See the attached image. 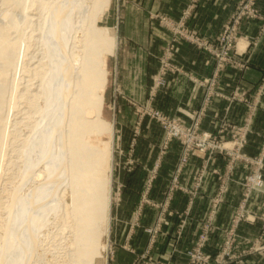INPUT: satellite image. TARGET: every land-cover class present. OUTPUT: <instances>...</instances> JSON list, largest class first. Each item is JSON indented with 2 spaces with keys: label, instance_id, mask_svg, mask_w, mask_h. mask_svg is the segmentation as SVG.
Instances as JSON below:
<instances>
[{
  "label": "bare ground",
  "instance_id": "bare-ground-1",
  "mask_svg": "<svg viewBox=\"0 0 264 264\" xmlns=\"http://www.w3.org/2000/svg\"><path fill=\"white\" fill-rule=\"evenodd\" d=\"M110 4L0 0V264H95L107 250L110 156L89 140L111 131Z\"/></svg>",
  "mask_w": 264,
  "mask_h": 264
},
{
  "label": "crops",
  "instance_id": "crops-1",
  "mask_svg": "<svg viewBox=\"0 0 264 264\" xmlns=\"http://www.w3.org/2000/svg\"><path fill=\"white\" fill-rule=\"evenodd\" d=\"M138 1V0H135ZM239 0H145L146 8L145 13H148V17L145 18L144 25L140 24V27L144 28V38L148 47H150L147 58L140 56L137 59L136 54L133 56L135 59L129 60V69L126 71V80L124 84H121L128 97L135 99H142L147 101L151 97L153 89V80L159 69L158 56L161 55V49L159 45H163L161 41L165 37L166 33H160L157 30L160 29L158 22L151 18L152 14H162L171 18L173 21H179L183 17L185 9L190 4H195V9L191 17L186 22L187 27L190 30H195L206 37H216L221 30L224 23L227 21L230 14L236 8ZM258 8L261 15H264V0H258ZM151 15V16H150ZM264 23L261 21L247 22L242 26L243 36L248 38L258 37L253 40L252 47H249L250 42L245 37L240 36L237 44L236 52L243 54L247 47L251 54L250 65L247 70H241L236 68H228L221 76V88L226 92H231L233 86L249 89L250 93L261 84V78L264 74ZM262 30V31H261ZM261 31V32H260ZM155 34V35H154ZM158 34V35H157ZM127 36L128 40L140 45L138 37ZM165 36V37H164ZM136 40V41H135ZM138 42V43H137ZM195 49H191L189 45H184L179 48L174 57V62L179 66H183L185 71L189 74L200 78H205L211 75L214 71V65L208 55L204 53H198ZM116 56V61H117ZM139 60V61H138ZM119 62V61H118ZM121 64V62H120ZM122 69H127L126 64L120 65ZM187 69V70H186ZM124 80V76L123 79ZM166 86L159 89L157 95L153 98V106L157 109L164 111L171 117H175L183 121L184 124L190 125L195 110L200 107V98L202 89L198 88L191 81H189L183 75L167 74ZM240 82V83H238ZM235 86V87H236ZM142 97H137V95ZM264 106V97L262 101ZM228 103L220 99L211 104L205 119L203 120L202 128L205 130L213 131L219 126L220 119L228 111V119L232 123L239 124L245 115V108L239 103H235L228 110ZM260 107L259 113L253 125L252 133L249 135V144L245 148L244 152L248 155H252L254 152H261L264 144V107L263 110ZM152 121L144 124L149 131L144 134L142 139L148 141L149 147L146 152L138 155L140 164L143 160L145 166L148 167L144 172V177L147 173L151 174L150 168L155 165V162L159 156V143L163 141V131L158 129ZM138 141V142H139ZM179 143H172L167 154L165 155L163 162L159 168L157 178L153 182V188L151 191V201H156L157 204H162L164 201V194L168 189L169 180L174 172V166L180 155ZM178 162V161H177ZM200 164V160L192 158L190 164L186 167L183 176L181 177V184L184 187H190L196 166ZM214 167H217L221 172V176L226 174L227 160L218 158L213 161ZM243 164H238L231 173L230 180L227 184V192L225 194L224 203L221 206L219 215L217 217L216 225L218 230L212 235L211 245L208 247L207 252L213 255L217 252L216 247L223 241L225 229L229 227L231 217L233 215L232 205L240 200L241 197V185L247 175V170ZM142 168V166H141ZM137 172L140 167L137 168ZM150 171V172H149ZM221 176L209 175L207 178L202 192L196 200V207L194 209L195 216H202L203 212L207 211L210 205L211 198L216 194L218 186L221 182ZM143 200V198H141ZM188 199L178 192L175 196L169 200L168 210L165 215V224L163 230L159 233L154 240L150 241L149 234L139 229L134 238L142 236L145 240L142 244H137L138 239L134 241L133 247L138 253H144L148 251V255L153 259L156 264H186L187 257L183 254L185 247L193 246L196 244V221L187 219L186 226L183 231L182 239L179 238L177 228L180 222V217L176 213L177 210H182ZM151 211L148 213V217L144 221L146 225H154L159 217L160 209L151 207ZM204 213V215H205ZM203 217V216H202ZM206 218V217H205ZM204 218V219H205ZM203 221V219H202ZM144 222V223H145ZM125 225V222H124ZM201 226V222L198 223ZM260 222L255 225L241 224L238 229V233L242 238L247 236H256L260 232ZM149 239V243L148 242ZM213 240V241H212ZM255 261V262H254ZM244 264H264V254L251 257Z\"/></svg>",
  "mask_w": 264,
  "mask_h": 264
},
{
  "label": "rangeland",
  "instance_id": "rangeland-1",
  "mask_svg": "<svg viewBox=\"0 0 264 264\" xmlns=\"http://www.w3.org/2000/svg\"><path fill=\"white\" fill-rule=\"evenodd\" d=\"M198 1V0H197ZM256 2V8L260 14H262L258 8V0H255ZM195 7V4H193ZM192 5V6H193ZM237 7V5H236ZM146 4L145 0H111L110 6L105 10V13L101 15V20L98 21V24L101 26H104V29L110 30L111 34H115L117 37V47L115 49V54L113 56H108L107 58V71H108V76H107V85H106V90L104 93V105H103V110H102V117L110 123L111 126V131L104 133L100 137L90 139L89 141L91 143H96L98 145H101L104 147L107 152L109 153V156L112 157V161H110V157L108 162L105 164L106 168V176H108V196L109 198L112 197V204L109 210V214L111 216V225H110V233L109 230L107 231L108 237H102V243L107 244V250L102 252V258H98L96 260L95 264H98V261L101 262V264H104V261L106 264H156L153 259L148 255V251H144V253H138L133 247L134 241L138 239L137 244H142L144 243V239L142 236L137 237L135 240L134 236L136 232L139 229H142V231L145 232V230L149 229L152 225H146L149 223H146L144 219L148 217L149 211H151V207H154L152 204H148L146 201H142L141 198L144 195V193H147L148 199H150L151 191L153 188V182L154 179L151 180V176L153 175L152 171L156 167V165H153V169L150 168L151 174L147 173L146 176L144 177V172L142 171H147L148 167L145 166V163L143 160L142 164H140V159L138 155L146 152V149L149 147V142L142 139L139 141L141 137L146 135L149 131L145 127L144 124L148 123V121H152L158 129H162L155 120H153L149 116H144V106L148 107L147 105L150 104L153 106V98L157 95L159 89L155 90V92L152 94L151 92V97L147 100H140V99H135L133 97H128L127 93L124 91L123 87L121 84H124V81L126 80V71L129 69V60L135 59L133 56L136 54L137 59L140 58V56H143V58H147V53H149L150 47H148L147 43L145 42L144 38V28L140 27L141 25H144L142 23H145V18L148 17V13H145ZM195 9V8H194ZM236 8L234 9V11ZM194 11V10H193ZM193 11L191 12L190 16L185 20V24L183 28H185L186 32H192L197 35L199 40H207L209 43L212 45H218L217 42H214L217 39V36L220 34L221 30L219 33L216 35V37H206L202 34H200L197 31L190 30L187 27L186 22L188 19L191 17ZM233 11V12H234ZM232 12V13H233ZM232 13L228 17L227 21L231 17ZM151 16V15H150ZM151 18L155 21L158 22L160 29L157 31L160 33H166L167 38H163L161 41H163V45H159V49H161V55H157L158 61H159V69L157 71V74L154 77V80L157 76L160 75L162 71V59L165 58H170L173 56L172 61L169 59V65L166 70L171 72L172 68L171 66H177L179 69H181V72L183 74H187L185 71V68L181 65L179 66L177 63L174 61V57L176 53L178 52L179 48L183 47L184 45H189L191 49H195L198 53H204L211 58L214 68L215 69V57L214 53L211 49H206L201 47L196 42H181V36L176 37L178 38V41L176 42L175 48H173L170 52V54H167L166 48L168 46V42L170 39L168 37L172 36V38H175L173 34H171L170 28L167 27L165 24L164 20H169L172 24L174 21L162 14H152ZM182 18H180L181 20ZM179 20V21H180ZM226 21V22H227ZM253 21H261L264 23V19L262 18H255V19H244L241 24H238L239 26V31L241 33L240 36H243L242 33V26L247 23V22H253ZM225 24V23H224ZM264 27L262 28V30ZM261 30V31H262ZM260 31V32H261ZM132 37L136 36L138 37V41L140 42L136 44L132 42L131 40H128L127 36ZM155 35V34H154ZM158 35V34H157ZM245 37V36H243ZM247 40H249L250 45L249 47H252V42L253 40L258 39V37L248 38L245 37ZM136 41V40H135ZM244 51V53L240 56L241 58L244 59V57L248 58L249 61L247 62L248 67L250 65V60H251V54L249 53L248 48ZM194 50V51H195ZM173 52V53H172ZM230 54L231 57L232 55L234 56V53L230 49ZM248 54V55H246ZM245 55V56H244ZM116 56H117V61H116ZM234 58V57H232ZM119 61V62H118ZM139 61V60H138ZM121 62V64H120ZM227 62H222L219 63L218 65L220 66L219 68L223 69V72H216L215 78H219V85L221 88V76L226 71L228 68H236ZM126 64L127 69H122L120 65ZM231 65V66H230ZM229 66V67H227ZM240 67V66H239ZM238 69V66L237 68ZM245 69V70H247ZM187 70V69H186ZM244 70V69H243ZM128 72V71H127ZM129 73V72H128ZM170 74V73H169ZM173 74V73H171ZM189 74V73H188ZM192 74V73H191ZM190 74V75H191ZM173 75H179L173 74ZM124 76V80L123 79ZM167 76V75H166ZM211 75H208L204 79L210 78ZM197 78H200L197 77ZM203 79V78H200ZM154 80H153V86H154ZM264 74L261 78V84L255 88L253 91L254 93H250V90L253 88L249 89H244L241 87H238L236 85L233 86V90L231 92H226L227 95L236 93V98L239 100H234L230 103H228V108L227 110L234 105L235 103H239L243 105L245 108V115L242 119V122L239 124L232 123L228 119V111H226L225 115L220 119L219 125L221 124H232L237 126L238 128L244 127V125L249 121L250 122V130L251 132L249 135L252 133L253 125L255 124V120L257 118V115L259 113L260 107L262 108V101L264 97ZM240 83V82H238ZM241 84V83H240ZM236 86V87H235ZM242 86V84H241ZM222 89V88H221ZM238 89V91H235ZM245 93V94H243ZM142 97L140 94L137 95V97ZM153 97V98H152ZM204 94L200 98V105L202 101L205 99ZM246 98V100L250 104H246L243 101V99ZM218 101V100H216ZM215 102V101H214ZM213 102V103H214ZM154 107V106H153ZM155 108V107H154ZM210 107L206 108V115ZM157 109V108H156ZM160 110V109H159ZM198 110V109H197ZM195 110V112L197 111ZM162 111V110H161ZM194 112V113H195ZM205 115V117H206ZM196 118L193 117L191 123L194 121ZM205 118H201L197 123H198V133H202L204 131H209L205 130L202 128L203 120ZM190 123V124H191ZM200 127V128H199ZM218 128V127H217ZM216 128V129H217ZM209 131V132H214L216 131ZM163 131V130H162ZM249 135H248V144H249ZM231 133L228 132L226 136L222 138V141H231ZM235 140V138H233ZM233 140V141H234ZM139 141V142H138ZM176 140H173L170 144L176 143ZM179 143V142H177ZM162 143H159L158 147L160 149ZM180 145V143H179ZM171 145H169L170 148ZM247 147V146H246ZM245 147V148H246ZM264 147V144L262 146V149ZM245 148L243 150L241 149V152L245 154L246 156H249L252 161L249 167H244L247 170V175L254 171H256V158L259 157L261 152L259 153H253L252 155H248L246 152H244ZM261 149V151H262ZM169 150V149H168ZM141 152V153H140ZM221 158V157H220ZM164 159V158H163ZM224 159V158H223ZM178 160V159H177ZM192 159H190L191 161ZM226 160V159H225ZM254 160V161H253ZM163 162V160H162ZM156 163V162H155ZM177 163V161H176ZM162 164V163H161ZM241 164V163H240ZM177 164H175L174 169ZM204 161H200V164L196 166V169L204 168ZM142 166V168H141ZM155 166V167H154ZM214 164L211 162L208 163L205 167H213ZM140 167L139 171L137 172V168ZM150 172V171H149ZM246 175V178H247ZM183 176V173L181 177ZM263 176H264V170H263ZM110 178V181H109ZM172 178V177H171ZM170 178V180H171ZM245 178V179H246ZM169 180V184H170ZM194 180V176H193ZM192 180V182H193ZM152 182L148 189V185ZM148 189V190H147ZM0 188V192H1ZM167 192V191H166ZM165 192V194H166ZM180 192L181 190H175L174 192H170V197L173 198L176 193ZM202 192V190L200 191ZM218 192V189L216 193ZM164 194V196H165ZM187 199L190 198V195L186 192H182ZM72 197V194L70 191L67 192L66 198L67 201H70ZM253 199L250 200L249 202V209L251 210L250 212L258 217L256 223L260 222V232L256 236H247L242 238L241 235L237 232L235 233V238L232 239L229 245V254H225L224 251L226 250V242L228 240V236H226L224 232V238L223 241L219 243V245L216 247L217 252L213 255L209 254L207 252L208 247L211 245V239L214 231L216 232L218 230V226L216 225L217 222V217L219 215V212L216 214V219L214 220L213 224V229L212 233L208 235L204 241L202 251L203 254L207 256L206 260L204 259L202 264H244L247 262V260L251 257L254 256H259L261 254H264V190L263 191H256L252 195ZM198 198V197H197ZM195 199L194 203L192 205L188 204V201L185 205V207L182 210H177L176 213L179 217H181V225L184 223V227L181 230V239L183 235L184 228L187 223V219L190 217L193 221H196L197 226H196V235H197V240L196 244L193 246H187L185 247L184 255L187 257V261L191 258L188 255V252L192 251L196 247H198V244L201 242V236L203 234L202 230V225L206 221L205 217H209L210 215V205L207 208V211L203 212L202 216H195L194 209L196 207V200ZM241 199V197H240ZM240 201V200H239ZM239 201H237L234 205H232V209L234 210L239 204ZM155 202L156 201H152ZM166 200L162 202L163 207H165ZM155 208V207H154ZM221 209V208H220ZM205 213V215H204ZM165 215H167L165 213ZM205 218V219H204ZM260 218V219H259ZM203 219V221H202ZM184 221V222H183ZM125 222V225H124ZM145 222V223H144ZM201 222V226H198V223ZM246 223L247 225H255ZM180 224V222H179ZM178 224V226H179ZM206 224V223H205ZM204 226V225H203ZM231 228V227H230ZM229 228V229H230ZM178 229V228H177ZM239 229V228H238ZM163 230V227L161 229V232ZM146 233V232H145ZM151 241V238H150ZM213 241V240H212ZM149 243V239L148 242ZM54 246H53V251H54ZM52 252L50 254H47V258L50 260L52 259L53 261V254ZM52 256V257H51ZM216 262V263H215ZM255 262V261H254ZM201 264V263H198Z\"/></svg>",
  "mask_w": 264,
  "mask_h": 264
},
{
  "label": "built area",
  "instance_id": "built-area-1",
  "mask_svg": "<svg viewBox=\"0 0 264 264\" xmlns=\"http://www.w3.org/2000/svg\"><path fill=\"white\" fill-rule=\"evenodd\" d=\"M192 5L193 4H190L185 9L183 17L180 21H174V23L172 24L171 22H169V20H164L166 23L165 25L170 28L171 34L175 36V38H172V36L168 37V39L170 40L166 48L167 54H170L171 50L175 48L176 42L178 41V38L176 37L181 36V42H196L203 48L211 49L214 53L216 61L215 69L212 72L210 78L200 79L192 74H183L181 72V69H179V67L177 66H171V72L167 71L166 69L170 67L169 59L172 61L173 56H171L170 58H166L165 56V58L162 59V71L160 75L157 76L154 80V91L152 92V94L155 92V90L166 86L167 74L178 73L179 75H183L184 77H186L198 88L202 89V96L204 94V97L206 98L202 101L199 109L194 113V116L196 115V118L190 125L184 124L182 120L177 119L175 117H171L164 111L156 109L150 104L147 105L148 107H146V105L144 106V116H149L157 123H159L164 133L163 141L159 150V156L155 163L156 167L154 166L155 168L153 171V175L151 176V180H155L157 178L162 160L167 154L169 145H171L170 143L173 140H176L180 143L181 148L177 166L174 170L173 176L170 180V184L168 185L167 192L164 196V200H166V203L162 216L153 229L149 228L145 230V232L151 235V242H154L157 235L161 233V229L165 224V213L168 210L167 202L172 199L170 197V192H174L175 190H181V192L188 193L190 195V198H188V204L192 205L195 199L200 195V191L203 189L204 184L209 175L221 176V172L219 171V169H217V167L213 168L205 166L210 162L213 164V161L215 159H218L219 157L226 159V174L224 173V175L221 176V182L218 186V192L210 200V215L209 217H206V221L203 224L204 226L202 225V230L204 232L201 236V242L198 244V247L188 252L189 257L191 258L186 262V264H202V262H204L203 260H206L207 258V256L204 255L202 251V247L205 241L204 238H206L212 233L211 231L213 229L214 220L216 219V214L217 212H219L221 206L224 203L225 194L227 192V184L230 180L231 173L235 169V167L240 163L243 164L245 167H249V165L251 164L252 160L249 159L250 157L246 156L241 152V149L243 150V148L248 145V135L251 130L250 122L248 121L242 128H238L237 126L232 124H221L214 132L204 131L199 134L197 122L201 118L205 117L206 108L210 107L214 101L222 99L230 103L234 100H239L236 98V93L227 95L220 88L219 78L216 79L215 74L217 71L223 72L224 69V67L220 69V66L218 64L227 61L229 63L226 64L231 63L233 66L236 65L234 67L237 68L238 66V69H247V62L249 61V59L246 57H244V59L241 58L240 56L242 54H238L235 51L236 42L241 35L238 24H241L244 19H264V15H261L258 12L255 0H241L229 20L225 22L220 34L217 36V39L214 41L218 43V45L216 46L214 44L211 45L207 40H199L195 33H188L185 31V28H183L185 20L190 16L191 12L195 8L194 5ZM230 49L234 53V56L232 55V57L234 58L231 57ZM235 91H238V89H236ZM242 102L250 104L246 100V98H244ZM228 132L231 133L232 140L229 139L231 141H222L223 135L225 137ZM233 138H235V140ZM192 158H197L200 161L203 160L204 168H200L198 170L196 169L194 173V180L191 183L190 187H184L180 182L181 175L182 173H184L186 167L190 164V159ZM256 159V171L252 173L249 172L247 178L242 183H240L241 199L238 203L239 205L233 210V215L231 217L229 227L225 229V234L226 236H228V240L226 242L227 248L224 253L227 255L230 251V242L233 238H235V233L237 232L239 226L245 222L254 224L258 219L256 215L250 212L251 210L248 206H250V200L253 199V193L256 191L264 190V147L261 151V154ZM151 184L152 182L148 185V189ZM142 198V201H146L148 202V204H152L155 208H158L159 204L150 201L147 197V193H144ZM183 227L184 223L183 225H181L180 217V224L177 229L179 238L181 237V230Z\"/></svg>",
  "mask_w": 264,
  "mask_h": 264
}]
</instances>
